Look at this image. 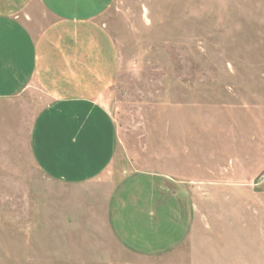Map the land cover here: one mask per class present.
Wrapping results in <instances>:
<instances>
[{
  "label": "rangeland",
  "instance_id": "374dc122",
  "mask_svg": "<svg viewBox=\"0 0 264 264\" xmlns=\"http://www.w3.org/2000/svg\"><path fill=\"white\" fill-rule=\"evenodd\" d=\"M112 34L115 195L123 217L151 197L159 220L125 224L133 250L111 182L45 175L30 151L45 100L25 92L0 102V264H264V0H115ZM181 204L197 213L160 251Z\"/></svg>",
  "mask_w": 264,
  "mask_h": 264
},
{
  "label": "crops",
  "instance_id": "0c3cea01",
  "mask_svg": "<svg viewBox=\"0 0 264 264\" xmlns=\"http://www.w3.org/2000/svg\"><path fill=\"white\" fill-rule=\"evenodd\" d=\"M114 27L115 0H0V102L25 92L42 96L30 131L35 165L64 184L111 182L113 228L128 248L140 250L127 242L125 224L159 220L158 205L150 197L124 218V202L115 195V121L102 104L115 77ZM189 213L184 204L177 208L181 238L160 251L182 242Z\"/></svg>",
  "mask_w": 264,
  "mask_h": 264
},
{
  "label": "built area",
  "instance_id": "2783aa9c",
  "mask_svg": "<svg viewBox=\"0 0 264 264\" xmlns=\"http://www.w3.org/2000/svg\"><path fill=\"white\" fill-rule=\"evenodd\" d=\"M256 185H257V186L264 185V173H263L262 175H260V176L256 179Z\"/></svg>",
  "mask_w": 264,
  "mask_h": 264
}]
</instances>
